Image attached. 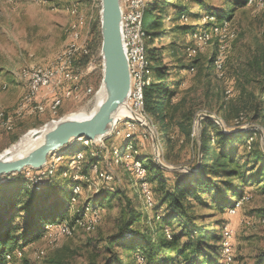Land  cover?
I'll return each mask as SVG.
<instances>
[{
    "label": "rangeland",
    "instance_id": "rangeland-1",
    "mask_svg": "<svg viewBox=\"0 0 264 264\" xmlns=\"http://www.w3.org/2000/svg\"><path fill=\"white\" fill-rule=\"evenodd\" d=\"M174 1L183 0H169L170 6L166 11H162L163 15H166V20L161 29L173 28L170 22L171 16L174 15L177 19L182 16L181 8L175 7ZM187 1L189 21L192 25L188 36L170 40L160 37L156 40V45H167L170 48L172 41L185 39L183 41L189 43L183 52L182 63L187 64L194 57L200 59V66L203 69L200 70L199 65L195 69L184 68L179 75L174 74L170 78L182 79L172 97L173 104L183 108L189 103H194L196 113L192 127L193 139H187L183 135L177 119V122H171L166 130L163 125H157L150 114L136 115L132 117L138 120L134 130H126L121 136L111 135L104 141L103 147H100V142L97 140L94 142L89 153L91 151L95 153L96 149H101L100 153H102V159L98 161V173L95 171L87 175L81 173V167L88 156L86 151L79 150L65 163L64 160L69 153L59 152L62 155H56L50 160L52 171L55 170L56 163L57 166L64 164L68 167L63 175L71 174L86 183V186L76 185L73 189L76 195L75 199L71 198V214L85 201L88 206L95 204L96 209L103 205L89 200L93 199L94 194H99L103 188L114 187L120 191V194L104 195L108 196L105 198L106 206L104 205L103 211L99 209L100 218L91 230L76 227L71 233L63 232L62 225L69 223L68 219L60 222L61 224L48 226V231L44 235L20 249L23 255L16 258L15 264H57L56 262L59 261L65 264H81L92 259L104 262L107 256L106 238L116 232L121 220L122 201L119 197L122 191H126L139 207L145 205L143 212L148 213L150 217L153 215L152 205L158 200V194L152 190L154 184L149 180L148 170L137 169L136 172V158H141L146 166L152 162L160 165L158 163L160 161L170 167L161 166L167 170L187 171L185 168H178L182 166L195 168L197 165L193 161V155L197 151V143H202L204 130L202 119L206 115H210L222 127L229 128L228 130L247 126L256 129L258 134L255 138L260 140L264 147V120L251 119L253 110L249 102V92L254 91V84L251 81L259 75L260 65L264 67V0H256L251 4L253 6H249L247 2L248 6L234 8L231 19L226 18L218 23L216 27L218 32L212 33L211 39L206 41L208 43L196 39L194 31H199L202 27L209 29L210 24L216 20L205 15L201 21L200 15L205 9L204 6L198 0ZM205 1L213 12L221 10L222 7L228 6L229 10L234 7L225 0ZM101 6L99 0H13L12 3L8 0H0V81L8 83L6 88L1 87L2 83H0V153L18 143L31 130L39 129L53 119L67 117L72 112L85 111L88 115L93 111L98 102L103 76V66L99 64L97 57L100 52L95 51L91 52L94 55L93 59L87 62V66L93 67L87 71L83 81L85 87L93 89L91 96H84L81 101L62 98L57 112L51 110L49 103L48 106H44L45 110L42 112L28 114L25 110L19 114L27 91V83L23 77V72L31 65L27 64L31 62H37L35 65L48 64L52 61L68 40L69 28L74 22L78 24L82 42L88 48V39L92 37L94 22L100 17ZM73 9H77V12L74 13ZM79 15H84V19H79ZM97 41H100V37ZM151 45L150 42L149 48ZM164 62L170 67H175L178 63L177 57L172 56L169 49L165 52ZM100 63H102L101 56ZM209 64H211L209 74L205 76V67ZM174 71L172 69L173 73ZM88 98L93 100L87 101ZM38 100H41V93ZM182 102L184 104L180 106ZM181 112L176 113L177 118L180 117ZM7 116L13 117L11 128L5 123ZM199 118H201L200 125L197 124ZM216 130L214 126L208 128V132L212 134ZM246 134L238 144L239 153L244 149ZM124 135L126 137L122 138ZM250 139H247V145ZM125 141L127 143L123 145ZM79 142L85 145L83 141ZM121 147L122 151L119 154L116 150ZM85 152V158L78 160V154L85 155ZM166 174L173 177V173ZM27 175L34 180L32 173ZM38 178L42 181L45 176ZM144 179L149 182L146 187L142 184ZM263 186V183H252L242 189L244 196L240 198L243 197V203L234 216L229 209L240 199L239 197L234 199L237 194L233 197L234 201L232 199V205L225 210H219L215 206L211 194L205 196L208 204L201 205L195 201V212L199 223L208 229H215L218 235H221V238L210 241V251L214 259L212 264H227L225 261L227 253L233 255V261L229 264H261L264 258ZM70 188L71 185L68 184L66 191ZM92 211L88 209L87 216L95 219L91 214ZM55 227L56 230H53ZM169 229H165L164 236L162 224H159L157 236L160 235L161 241L173 236V232ZM186 238L187 236H183L179 242L181 248ZM226 241H229L228 245L225 244ZM131 258L132 254H130ZM138 258L141 264L142 257L138 255ZM203 258L204 256L201 259ZM7 259V264H13L11 258ZM180 261L185 264L183 258Z\"/></svg>",
    "mask_w": 264,
    "mask_h": 264
},
{
    "label": "trees",
    "instance_id": "trees-1",
    "mask_svg": "<svg viewBox=\"0 0 264 264\" xmlns=\"http://www.w3.org/2000/svg\"><path fill=\"white\" fill-rule=\"evenodd\" d=\"M198 1L205 8L200 15L201 21L207 14H214L218 21L225 18L231 19L234 8L246 6L248 2V0H225L234 6L232 10H229L227 6L213 12L205 0ZM187 2V0L174 1L175 7L181 8L182 16L178 19L174 15L171 16L170 22L173 28L169 30L161 29L164 20H166V15H163L162 11H166L170 6L169 0H150L147 5L144 27L151 36L149 42L152 45L148 48V57L153 81L145 89V109L155 123L163 125L166 130L170 123L177 119L178 122H176L183 135L191 140L193 139L192 127L196 113L194 103H189L183 108L173 104L172 97L182 79L170 78L174 74L179 75L181 69L184 68L190 70L199 65L200 70L203 69L200 66V59L194 57L190 59L191 62L182 63L183 52L189 43L186 44L183 41L185 39L172 41L170 48L167 45H156V40L160 37L170 40L188 36L192 25L189 21L190 12ZM249 6L253 5L249 4ZM157 12L159 13L157 14ZM92 29L93 34L90 40L88 39V46H91V52L99 53L102 39L100 17L94 22ZM99 37L100 41H97ZM168 49L172 56L177 57L178 63L175 67H170L168 63L164 62V55ZM88 60L85 57L81 62L87 63ZM210 67L211 64L206 65L205 76L209 74ZM172 69L175 70L174 73ZM258 71L257 78L251 81L254 84V91L249 92L253 121L264 120V67L260 65ZM183 104L184 102L180 106ZM180 111H182L180 117L177 118L176 113ZM202 126L204 128L202 143H197V151L193 155L196 165L200 154L202 155L201 168L195 172L167 170L156 162L149 163L147 165L149 180L154 184L152 190L158 194L157 202L152 205V217L143 212L145 205L139 207L126 191H122L119 197L122 201V216L116 232L106 238L107 256L105 261L99 262L97 259H92L81 264H140L138 255L142 257L141 264H183L180 261L182 258L185 264L214 263L210 251V241L221 238V235H218L215 229H208L199 223L198 215L195 212V201L201 205L208 204L205 196L211 194L215 206L219 210H225L232 205L234 199L243 195V188L249 187L252 183L264 184V147L260 140L255 138L258 134L256 129L243 130L249 126L239 127L237 125L239 128L228 130L229 128H223L211 117L203 118ZM213 126L217 130L212 134L208 132V128ZM206 133H208L207 137ZM244 134H246V142L242 153H239L238 144L242 142ZM125 137L124 135L122 138ZM250 137L253 138V142L251 141V144L247 145V139ZM93 144L85 146L82 142H75L61 150L62 154L69 153L64 163L76 155L79 150L86 151L88 156L85 158V152L81 173L87 175L92 171V165L102 159L101 149H96L95 153L93 151L89 153ZM67 167L64 164L57 166L56 163L55 170L45 175V179L42 181H37L36 178L32 180L27 175L32 173L38 178L40 170L24 171L0 178V264H7L8 257L15 264L16 258L23 255H19V252H22L20 249L44 235L48 231V226H53L56 223L61 224L60 222L68 219L71 229L84 228L77 224L85 220V214L92 205H86L85 201L78 206L73 214L70 210L72 207L71 198L75 199L74 187L76 185L86 186V183L71 174L63 175ZM191 168L196 169V166ZM167 172L173 173V177H169ZM68 184L71 185V188L66 191ZM240 190L241 193H239ZM106 194L108 196L119 195L120 191L108 186L107 189L103 188L99 194H94L93 199L89 200L106 206L105 198L108 197L104 196ZM236 194L237 196H235ZM160 221L161 223H159ZM159 224H162L163 234L165 229L170 227L169 230L173 232V236H168L169 239L161 241L160 235L157 236ZM179 228L181 230H178ZM183 236H187V238L181 248L179 242ZM197 237L198 240H196ZM134 241L136 242L133 243ZM130 254H132L131 259ZM202 256H204L203 259H201ZM56 263L65 264L62 261ZM261 264H264V258L261 260Z\"/></svg>",
    "mask_w": 264,
    "mask_h": 264
},
{
    "label": "bare ground",
    "instance_id": "bare-ground-1",
    "mask_svg": "<svg viewBox=\"0 0 264 264\" xmlns=\"http://www.w3.org/2000/svg\"><path fill=\"white\" fill-rule=\"evenodd\" d=\"M99 1H100V5H102V0H99ZM149 1L150 0H134V7L135 8H141L139 11H137V14H135V17L132 18V29H133V31H135V33H134V41L135 42H134V44H129L128 48H124L126 56L128 58L129 68H131V72H132V81L135 82V84H134V109H136V111H135V113H127L125 106H123L121 108L119 114H118L119 118L117 119V122L115 124L114 130H113L111 135L121 136L122 133L124 132L125 126L130 125V126H133L135 128L136 123H138V120H136L132 117H134L136 115L143 116V115L149 114L145 109V89L153 81L152 80L153 75L151 76V73H150L151 68H149L150 62H149V57H148V54H149L148 48H149V43H150L149 41L151 39V36H150V34L147 33V31L145 30V27H144L145 11H146V8H147ZM253 2H254V0H249L248 4L251 5ZM72 11L74 13H76L77 9H73ZM121 13H122L121 22H123L124 12L121 11ZM206 16H209V17H211V19H215L216 21L212 22L210 24L211 27L209 29H205V27H202L199 31H194L195 38L199 39L201 42L209 41L211 39L212 33L218 32V29H216L218 23L226 19L225 18L221 21H218L214 14H208ZM79 19H84V15H79ZM227 20H228V18H227ZM69 30H70V34H69L68 40L66 41V43H64L62 48L57 52L55 58L52 61H50L48 64H39V65L32 64L29 67V69H27L23 72V77L27 83V91L25 93L24 102L22 103L21 109H23L24 105H25V110L28 114H34V113L42 112L45 110L44 106H42L40 109H35L38 106V103L40 102L38 100L39 93H33L34 92V84H28V83L35 82L38 75H45V82H52L53 80L56 79L57 75H60L61 65H64V62L65 63H72V59H76V57L80 51H82V50L85 51V49H87V47H85V44L82 42V35L80 33L78 24L76 22L72 23ZM206 43H208V42H206ZM7 86H8L7 83H2V85H1V87H3V88H6ZM92 91L93 90H91V92ZM98 96H99V98H98L97 103L99 106V104L101 102H103V100L105 99L106 92L102 90V91H100ZM61 103H62V98L54 100L51 103V108H52L51 110L53 112H57V109L60 107ZM86 116L90 117L91 114L89 113L88 115H86L85 111L84 112H82V111L72 112L69 115H67V117H64V118L62 117L61 119H59L57 121L56 120L51 121L46 127L43 126V128L41 130L33 129L27 135H25L23 138H21V140L18 143L6 148L1 153V155L3 157H10V158L22 156L23 154L27 153L31 148L42 143L45 139V136H46L48 130L55 123L61 122L63 120L84 119V118H86ZM12 119H13L12 116H7L5 123L9 128H11L13 126L12 125ZM249 128H251V127H249ZM108 138L103 139V141H105ZM250 138L251 139L248 141V144H251V141L253 139L252 137H250ZM79 141H83L85 146L89 145L90 143L96 142V140H90V139H85V138H83ZM79 141H77V142H79ZM126 143H127V141H125L123 143V145ZM121 151H122V147L116 150V152L119 154ZM58 153L52 155L49 158L48 164L44 168L38 169V170H40L39 175L44 174V176H45V175L53 172L52 171L53 166L50 164L52 161L50 162V160H51V158H54L56 155H62V154H60V153L58 154ZM78 155H79L78 160H82L84 158V153H79ZM136 167H137V169H142L143 171L148 170L146 164L144 162H142L141 158H139V157L136 158ZM30 170H34V169H27L25 171H30ZM92 171H95L96 173L99 172L98 162L93 165ZM44 176H39V177L42 178ZM3 178H5V177H3ZM34 178H36L37 181L40 180L39 178H37V176H34ZM148 183L149 182L147 181V179L142 180V184L145 187H146V184H148ZM74 194L76 195V193H74ZM242 198L237 200L235 202V204L231 206V208L229 209V212L231 214H234L236 212V208L237 207L239 208L242 205V203H243ZM88 209L93 210L91 214H93V217L95 219L87 216V212H86L85 220L80 221L77 224V226H81V227H84L85 229L89 230V229L93 228V226L95 225V222H97L98 219L100 218L101 212L99 211V209H101V211H103L104 205H101L97 209H96V207H94V205H92ZM97 211H99V214L95 215V212H97ZM263 220H264V218H263ZM62 227H63V230H62L63 232L71 233L72 229L68 225V223L62 225ZM225 244L228 245L229 241H226ZM21 254H22V252H19L20 256H21ZM225 261L227 262V264L232 262L233 261V255H231V253H227Z\"/></svg>",
    "mask_w": 264,
    "mask_h": 264
},
{
    "label": "water",
    "instance_id": "water-1",
    "mask_svg": "<svg viewBox=\"0 0 264 264\" xmlns=\"http://www.w3.org/2000/svg\"><path fill=\"white\" fill-rule=\"evenodd\" d=\"M121 16L120 0H102L100 11V32L102 38L100 53L103 65L101 91L106 92L103 102L99 106L98 103L96 104L90 113V117L86 116L84 119L63 120L55 123L48 130L44 141L22 156L15 158L3 157L1 152L0 178L19 174L27 169H42L48 164L52 155L73 143L83 138L101 140L108 138L112 134L119 118L118 114L124 106L131 87L129 63L122 39ZM206 117H210V115H206ZM59 119L53 120L57 121ZM50 122L44 126L46 127ZM200 122L201 118L197 120V124L199 123L200 125ZM42 128H39V130ZM151 134L155 141L152 132ZM158 163L160 166L170 168L160 161ZM201 164L202 155L200 154L196 169L184 166L178 168H185L189 172H195L201 168Z\"/></svg>",
    "mask_w": 264,
    "mask_h": 264
},
{
    "label": "built area",
    "instance_id": "built-area-1",
    "mask_svg": "<svg viewBox=\"0 0 264 264\" xmlns=\"http://www.w3.org/2000/svg\"><path fill=\"white\" fill-rule=\"evenodd\" d=\"M121 11L124 12V20L121 22V31L124 48H128L129 44H134V33L132 29V18L135 17L137 11L141 8L134 7V0H120ZM101 53L97 56L100 63ZM87 57L88 59H93L94 55L91 54V46L83 53L79 55L77 59H72V63H65L61 65V73L57 75L56 79L52 82H45V75H38L35 82L28 84H34L33 93H41V100L38 103V106L35 109H40L42 106H48L49 103H52L56 99L61 98H71V100L81 101L84 96H91V87H85L83 84L84 76L87 71L90 70L93 66H87V63H82V59ZM131 87L127 99L124 103L127 113H135L134 109V84L132 81V72L131 68ZM27 100V99H26ZM92 98H88L87 101H92ZM25 111V105L21 113ZM139 119V118H138ZM134 130L133 126H125V130ZM9 131V130H8ZM124 133V132H123ZM142 134V132H141ZM119 139V138H118ZM100 142V147H103V139L97 140ZM137 172V167H136ZM236 213H238V207L236 208ZM234 213L233 216L236 214ZM99 214V211L95 212V215ZM56 230V227L53 229ZM231 242V239H230Z\"/></svg>",
    "mask_w": 264,
    "mask_h": 264
},
{
    "label": "crops",
    "instance_id": "crops-1",
    "mask_svg": "<svg viewBox=\"0 0 264 264\" xmlns=\"http://www.w3.org/2000/svg\"><path fill=\"white\" fill-rule=\"evenodd\" d=\"M8 1H9L10 3L13 2V0H8ZM201 23H202V22H201ZM200 25H201V24H200ZM35 63H37V62H31V63H28L27 65H30V64L32 65V64H35ZM31 65H30V66H31ZM24 66H26V65H24ZM24 66H22V67H24ZM22 67H21V68H22ZM19 78H20V76H19ZM0 83H7V82H6V81H0ZM7 84H8V83H7Z\"/></svg>",
    "mask_w": 264,
    "mask_h": 264
}]
</instances>
